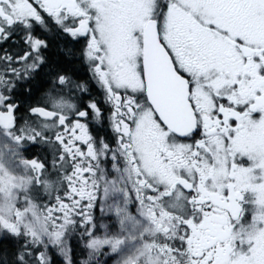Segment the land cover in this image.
Masks as SVG:
<instances>
[{
    "label": "snow or ice",
    "instance_id": "snow-or-ice-1",
    "mask_svg": "<svg viewBox=\"0 0 264 264\" xmlns=\"http://www.w3.org/2000/svg\"><path fill=\"white\" fill-rule=\"evenodd\" d=\"M0 264H264V0H0Z\"/></svg>",
    "mask_w": 264,
    "mask_h": 264
},
{
    "label": "flooded vegetation",
    "instance_id": "flooded-vegetation-1",
    "mask_svg": "<svg viewBox=\"0 0 264 264\" xmlns=\"http://www.w3.org/2000/svg\"><path fill=\"white\" fill-rule=\"evenodd\" d=\"M97 215H99V213L97 212Z\"/></svg>",
    "mask_w": 264,
    "mask_h": 264
}]
</instances>
